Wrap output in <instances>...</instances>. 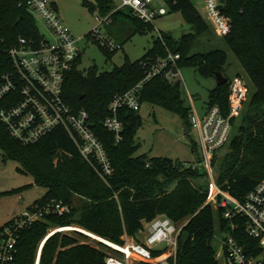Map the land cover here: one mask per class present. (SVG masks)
<instances>
[{
    "label": "trees",
    "instance_id": "obj_1",
    "mask_svg": "<svg viewBox=\"0 0 264 264\" xmlns=\"http://www.w3.org/2000/svg\"><path fill=\"white\" fill-rule=\"evenodd\" d=\"M28 1L0 0V39L6 47L15 45L20 37H40L38 26L27 11ZM164 2L170 12L183 14L192 33L179 39L160 34L143 57L134 62L127 60L110 72L100 73L92 67L83 74L78 69L79 54L64 82V101L75 110L87 111L91 128L110 159L113 174L106 182L81 158L63 130H54L33 144L23 145L11 138L0 123L2 159L17 163L20 173L30 175L35 185L47 191L27 210L42 209L52 202L68 208L67 214H44L42 220L20 230L12 264H34L40 243L48 230L56 227L77 226L111 242L121 243L124 233L139 241L140 232L158 217H167L174 223L188 219L183 232H188L189 238L184 245L179 241L175 264H218L212 246L215 212L220 228L225 227L226 221L221 209L206 204L208 184L197 144H191L195 163L189 166L181 163L179 168V162L169 158L134 156L138 148L135 137L141 127L138 111L124 106L118 109L117 115L123 124L119 143L103 127L113 99L140 82L149 63L167 59L169 54H179L180 59L174 66L168 61L163 73L143 85L139 102L179 115L190 130L191 108L186 105L181 82L176 76L167 79L166 73L172 72L174 67L178 70L183 63L194 66L205 76L215 77L216 72L223 71L227 55L217 46L191 53L193 48L200 46L196 44L197 39L210 35L211 30L192 1ZM82 5L101 17L110 14V25L123 16L134 26L136 33L152 28V23L138 20L129 11L127 14L115 10L113 0H83ZM221 13L230 20V32L219 41L236 57L254 90L251 92L246 86L241 113L232 119L234 132L228 147L215 153L213 166L216 184L243 201L264 179V0H222ZM229 84L228 79L209 94L208 107L218 106L224 116L229 113ZM20 191L16 189L11 193ZM15 220L13 217L0 227V234ZM84 239L87 238L79 232L49 237L42 246L39 264H105L104 250L87 244Z\"/></svg>",
    "mask_w": 264,
    "mask_h": 264
},
{
    "label": "built area",
    "instance_id": "obj_2",
    "mask_svg": "<svg viewBox=\"0 0 264 264\" xmlns=\"http://www.w3.org/2000/svg\"><path fill=\"white\" fill-rule=\"evenodd\" d=\"M113 1L118 5L115 10L127 9L144 23H153L168 13L164 0ZM203 4L213 28L219 36H226L230 32V20L221 13L222 0H203ZM26 6L36 24L43 25L46 34L39 31L40 37L37 39L20 37L15 45L9 47L3 45L0 39V123L11 138L23 145L33 144L54 130H63L75 144L81 158L106 182L112 176L113 168L103 144L91 128L89 114L84 109H73L63 98L66 76L80 54L78 38L63 25L54 2L29 0ZM101 18L95 15L98 24L92 31V37L107 53H113L117 45L102 33L103 27L111 22L110 14ZM179 59V54H169L167 59L149 63L145 77L113 99L103 127L114 135L116 143L122 140L123 131L118 109L124 106L138 111L143 85L163 73L168 61L174 66ZM173 76L176 75L172 72L166 73L167 79ZM229 91L227 116L218 106L207 107L201 116L191 109L189 115L190 131H194L198 137L200 164L206 173L205 181L210 192L206 204L221 209L222 218L226 221L225 227L220 228L226 236L222 239L221 251H215V260L218 264L222 257L225 264H264V179L247 193L243 201L216 184L214 155L228 147L233 129L232 119L242 110L246 95L244 81L236 77L230 81ZM50 212L62 216L68 213V208L52 202L48 207L33 211L26 209L15 216L14 223L0 234V264L13 263L18 232L42 220L44 214ZM181 230L182 226L178 223L167 217H158L150 223L142 240L139 238L137 241L124 233L121 243H114L77 226H60L48 230L38 248L34 264L40 263L42 246L49 237L72 232L83 234L88 240L85 241L87 244L102 248L106 253L105 264H175ZM157 252L159 254H155Z\"/></svg>",
    "mask_w": 264,
    "mask_h": 264
},
{
    "label": "rangeland",
    "instance_id": "obj_3",
    "mask_svg": "<svg viewBox=\"0 0 264 264\" xmlns=\"http://www.w3.org/2000/svg\"><path fill=\"white\" fill-rule=\"evenodd\" d=\"M50 1L55 2L63 25L69 29L75 38H78L77 45L81 54L78 69L83 74H87L92 67H96L100 73L110 72L114 67L123 65L127 60L134 62L140 59L160 34H168L175 39H179L182 35L193 32L192 27L185 22L183 14L181 12H170L168 6V13L157 18L152 23V28L144 32H134L135 28L130 21L120 16L114 24H107L102 30V33L106 34L117 45V49L110 53L111 55H108L92 37V31L98 21L95 19L96 14L88 11L82 5L83 0ZM87 1L93 2V0ZM191 1L211 29L210 35H203L197 39L196 44L200 46L199 48H193L191 53L204 52L212 46H217L227 55V62L222 69L223 75L229 81L240 77L244 81L245 86H248L252 92L254 89L236 57L226 45L219 41L221 36L211 25L204 10L203 0ZM116 7L118 5L114 3V8L116 9ZM119 10L127 14L129 11L127 9ZM37 26L41 33L46 34L41 23H37ZM89 33H91L90 36H87ZM47 37L51 39L49 34H47ZM176 79L181 82L185 93L186 105L190 106L191 109H194L201 116L208 107L210 91L216 87L215 77L202 75L194 66L183 63L178 69ZM138 114L141 118V127L135 137V142L138 144L137 151L134 154L135 157L145 156L148 159L169 158L185 166L195 163V154L191 151V144L194 142L198 145V137L192 130H189V134H185L184 122L179 115L147 102H143L140 105ZM233 132L234 129H232ZM2 155L3 153L0 151V227L16 215H20L27 207L42 198L47 192L44 187L35 185L30 175L20 173L18 171L20 166L17 163L4 161ZM16 189H21L20 193H11V191ZM209 196L210 192L207 200ZM187 221L188 219H184L178 222L182 226L181 233ZM147 228L148 226L146 225L145 232L138 235L141 240L145 237ZM225 236L226 234L220 231L219 216L215 212L212 246L216 252L221 251V242ZM92 244L96 245L97 243ZM107 251H110V249ZM219 264H225L223 257L220 259Z\"/></svg>",
    "mask_w": 264,
    "mask_h": 264
},
{
    "label": "water",
    "instance_id": "obj_4",
    "mask_svg": "<svg viewBox=\"0 0 264 264\" xmlns=\"http://www.w3.org/2000/svg\"><path fill=\"white\" fill-rule=\"evenodd\" d=\"M172 73H173V75L178 74V70L176 67L173 68ZM214 76H215V80H216V87L222 86L225 83H227V81H228V79L226 77H224L221 72H216ZM79 97L82 98L83 95L81 93H79ZM184 132H185V134H189V129H188L187 125H184ZM178 166L180 168L181 163H179ZM188 238H189V233L186 231L182 232L181 237H180V243L182 245L186 244Z\"/></svg>",
    "mask_w": 264,
    "mask_h": 264
},
{
    "label": "crops",
    "instance_id": "obj_5",
    "mask_svg": "<svg viewBox=\"0 0 264 264\" xmlns=\"http://www.w3.org/2000/svg\"><path fill=\"white\" fill-rule=\"evenodd\" d=\"M55 3V2H54ZM56 5V4H55ZM57 7V6H56ZM17 216V215H16Z\"/></svg>",
    "mask_w": 264,
    "mask_h": 264
}]
</instances>
